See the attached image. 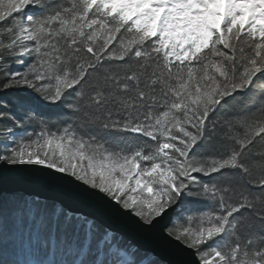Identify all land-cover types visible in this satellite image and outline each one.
<instances>
[{"label": "snow or ice", "instance_id": "obj_1", "mask_svg": "<svg viewBox=\"0 0 264 264\" xmlns=\"http://www.w3.org/2000/svg\"><path fill=\"white\" fill-rule=\"evenodd\" d=\"M29 203L69 258L24 264H264V0H0V216Z\"/></svg>", "mask_w": 264, "mask_h": 264}, {"label": "trees", "instance_id": "obj_2", "mask_svg": "<svg viewBox=\"0 0 264 264\" xmlns=\"http://www.w3.org/2000/svg\"><path fill=\"white\" fill-rule=\"evenodd\" d=\"M17 193L24 195L29 202L31 201L32 196ZM30 206V203L28 206L21 205L14 215L7 218L0 216V259L4 258L5 251L9 260L20 262V264L39 259L69 258L63 256L62 252L57 249L55 218L51 210L46 221L47 224L51 225V228L48 233H45L41 230V217L37 216L34 211L30 214L28 210ZM45 235L49 239V249L48 255L42 256L37 249V237L43 238ZM146 255L148 258L153 257L148 252Z\"/></svg>", "mask_w": 264, "mask_h": 264}, {"label": "water", "instance_id": "obj_3", "mask_svg": "<svg viewBox=\"0 0 264 264\" xmlns=\"http://www.w3.org/2000/svg\"><path fill=\"white\" fill-rule=\"evenodd\" d=\"M6 191L20 192L27 196L35 193L42 197L58 202V204L67 208L73 213L87 214L90 217H95L102 224L107 225L110 229L117 232L124 233L127 237L135 239L145 252L150 253L152 256L166 257L170 251L169 247L163 242L154 238H138L135 233L130 229L127 222L110 217L101 210L88 205L82 201L73 200L72 198L42 189H34L31 186L23 183H10L4 186Z\"/></svg>", "mask_w": 264, "mask_h": 264}]
</instances>
